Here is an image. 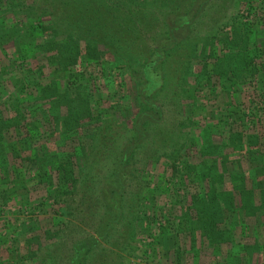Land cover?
<instances>
[{"label":"rangeland","instance_id":"rangeland-1","mask_svg":"<svg viewBox=\"0 0 264 264\" xmlns=\"http://www.w3.org/2000/svg\"><path fill=\"white\" fill-rule=\"evenodd\" d=\"M13 1L16 3L14 7L11 4ZM21 1L0 0V29H7L8 24L20 19L31 23V19H36L46 7L53 10L55 17L57 10L63 11L62 4L54 5V0H38L40 3L32 10V15H26L18 9ZM24 1L27 4L32 0ZM139 1L145 0H133L132 15L128 12V6L122 15L118 7L109 4L106 14L104 11L100 16L104 19L119 17L115 22L123 26L126 23L140 26V31L135 34L130 32L126 36L130 40L135 38L136 42H120L124 45L127 62L122 69L105 61L113 58L112 53L108 52L102 54L101 62H83L76 67L60 69L58 73L56 64L46 61V55L50 52L45 55L36 46L41 38L34 39L29 33L24 34L19 45L15 43L14 36L2 43L3 47L0 46V101L12 95L19 102L18 107L26 120L32 121L27 129H15L14 136L21 141L25 140V132H29L27 149L23 150L22 159H15L16 172L13 170L9 179H3L7 181L0 185L5 189L8 186L9 197L5 203L0 200V264H176L173 259L176 245L179 246L181 264H228L226 259L234 255L238 259L240 252L250 260L247 264H264V247L259 246L264 235L258 240L248 232L242 234L246 223L240 219L229 223L234 231V241L216 250L202 241L199 231L195 232V242L192 244L190 234L178 230L179 213L182 214L183 206L189 202H182L179 198L189 191L179 188V176L172 174L173 163L169 157L179 153L181 159L197 161L200 158V132L195 125L200 115L196 116L197 107L193 108L188 103L195 97L191 91L187 92L188 98L184 99L183 107L176 105L179 102L173 94V85L167 97L176 98L175 105L162 106V112L158 114L153 110L140 111L141 104L160 107L158 99L153 97L160 83H156L153 91L150 88L144 90L147 82L141 79L139 68L140 62L148 57L153 47H166L171 28L178 25L176 19L179 15L188 16L199 7L193 26L198 29L199 35H211L213 33L210 31H215L217 27L221 35L230 32L236 22H249L253 17L250 12L259 14L258 10L264 8V0H252L251 3L249 0H178L179 7L177 0L172 3L147 0L150 6H142ZM250 5L254 10L250 9ZM69 10L65 9L66 13ZM261 21L264 22L263 15ZM258 31L257 39L264 37V24L258 27ZM189 34L191 26L174 31L178 40L185 39ZM18 54L23 58L26 56L23 64L32 66L33 70L36 65L43 69L39 81L47 83L53 79L57 82L55 96L49 98V93L41 98L40 83L30 82L27 88L24 84L25 70L18 61L9 60ZM121 72H125V75L121 76ZM104 74L111 79L104 80ZM169 82L173 84L174 80ZM21 85L23 88L26 85L25 92L21 90ZM261 88L264 89V72L250 85L245 84L239 96L236 95L243 102L245 111L258 103L257 93ZM217 89V97L213 98L207 93L196 96L202 100L198 104H204L206 110L203 114L209 119L226 113L225 109L228 108V97L222 89ZM175 90L179 91L178 88ZM165 92L160 88L159 97H164ZM79 93H83L88 104L94 107L92 119H81L72 131H64L62 115L68 114L71 105L73 111L81 105ZM145 95L148 98H144ZM207 99L211 100L206 102ZM46 112L58 114V133L50 134V127L41 124L46 122ZM5 114L8 115V112ZM144 119L158 124L146 128L140 123ZM181 119L187 123L185 127L177 126ZM14 136L10 132L5 139L11 140ZM212 138L216 140L215 143L221 142L216 134ZM132 152L134 156L123 165L121 159ZM54 156L59 163L70 159L75 169L79 170L77 181L71 189L68 185L59 184V173L53 172L45 180L38 178L35 163L47 167L54 161ZM10 163L15 167L12 161ZM115 164L120 168V174L116 173L117 180L114 182L111 173ZM250 185L254 186L253 182ZM255 185L263 184L255 182ZM204 186L207 184H199V187ZM129 205L133 209H129ZM171 211L176 213V217ZM166 213L171 215L169 227L172 230L162 232L159 227L165 223ZM59 222H62L61 228L54 225ZM58 228L60 231L57 234L58 230H55ZM46 230L49 234L53 232V235H46ZM177 230L179 235L174 239L171 234ZM31 235L39 238L31 239ZM12 237L17 241L11 240ZM254 242L256 249H240L239 244L252 245ZM37 243H40L39 251ZM15 246L32 258L15 263ZM230 264H236V260L232 259ZM237 264L242 262L238 261Z\"/></svg>","mask_w":264,"mask_h":264},{"label":"trees","instance_id":"trees-1","mask_svg":"<svg viewBox=\"0 0 264 264\" xmlns=\"http://www.w3.org/2000/svg\"><path fill=\"white\" fill-rule=\"evenodd\" d=\"M167 1L168 3L176 2V0ZM251 1L248 2L251 3ZM14 3V1L11 2L12 7L16 4ZM39 3L38 0H32L31 3L26 4L22 0V5L18 6V9L26 15H32V10ZM60 4H62L63 11L57 10L56 17L53 15V10L46 7L36 16V19H31V23L20 19L8 24L7 29L1 28L0 46L3 47L2 43L14 36L16 37L15 43L19 45L24 34L29 33L34 39L36 37L41 38V42L36 43V46L38 50L45 52V55L50 52L48 56L46 55V61L49 64H56L58 73L60 69L66 70L68 66L76 67L83 62H101L102 54L108 52L112 53L113 58L105 61H108L110 65H115L116 68L122 69L125 67L127 62L123 50L124 45H121L120 42H136L135 38L132 37L130 40L126 36L130 32L135 34L140 31V26L136 24L129 25V23L123 26L120 22H115L116 19L117 21L120 19L119 17L104 19L100 16L104 11L106 14L109 4L118 7L117 9L121 10L120 14L122 15L128 6V12L132 15L133 0H62V2L54 0V5ZM140 4L150 6L147 0L140 2ZM135 5L137 6V4ZM177 7H179L178 0ZM67 8L70 9L68 13L65 11ZM250 9L254 10L251 5ZM198 12L199 7L188 16L186 14L179 15L176 19L178 25L174 27L175 30L171 28L166 47H153L148 57L140 62V77L147 82V87L143 89L149 90L148 88H150L153 91L156 88V83L159 82L161 90L166 91L164 97H159L160 88H156V92H154L153 97L158 99L160 107L155 104L145 107L141 104L140 111L142 109L153 110L158 114L162 112V106H169L171 103L175 105L176 98L167 97L168 90L172 88L171 85H173V88L179 89V91L174 89L173 94L177 96V102L179 103H176V105L178 104L180 108L185 104L184 99L188 98V95L186 96L188 91H191L192 95L195 96L188 103L193 108L196 106L198 109L196 116L200 115V119H195V125L198 126L200 132L198 136L201 146L198 155V158H200L197 161H192L189 158L181 159L179 153L169 157L173 163L172 174L179 176V188L189 191L182 198H179L182 202H189L183 206L182 214L179 213L178 230L188 232L192 238V244L195 242V232L199 231L202 241L216 250L221 245L234 241L232 238L234 231L229 223L237 222L239 219L246 223L245 231L242 234L248 232L253 235V238L255 235L258 240L261 235H264V89L261 88L257 93L258 103L253 108H249V111H245L243 102L239 101L236 96L237 94L239 96L240 90L245 84L250 85L253 80H256L264 72V37L257 39L256 35L258 27L264 24L261 21V15L264 18V8L258 10L259 14L255 11L254 13L250 12L253 17L251 16L249 22L240 21V23L236 22V25H234V20L232 30L221 35H219L220 29L218 27L215 28V31H210L213 33L211 35H208V33L199 35L198 29L193 27L196 24V14ZM72 18L73 21H71ZM155 26L154 28H156ZM189 26H191V34L185 39L178 40L174 36V31L178 28ZM25 57L23 58L18 54L9 60L18 61L22 69L25 70L26 83L24 84L27 85V88L31 84L30 82H34L33 84L40 83L42 84L39 88L41 98L47 97L46 95H49V93L52 94L49 95V98L55 96L56 88L54 87L57 82L53 79L47 83L39 81L40 72H43V69L36 65L33 70L32 66L29 67L28 64H23V61H26ZM101 68L103 69V66ZM124 73L119 74L123 76ZM104 76L103 79L106 81L111 79L109 75L104 74ZM172 76L175 79H172ZM190 78H192L191 81ZM171 80H174L173 84L169 82ZM26 85L24 88L21 85V90L24 92L26 91L24 90ZM81 85L83 86V84ZM178 85L179 87H177ZM217 88L222 89L228 97L226 103L228 108L225 109L226 113H222L214 119H209L203 114L206 110L204 104L200 103L203 107L198 104L202 100L197 99L196 96L199 93V96L202 93H207L213 98L217 97ZM78 92H80L79 89ZM84 96L83 93L80 94L81 105L76 107V111H73L74 107L71 105L68 114L62 115L61 121L64 131H67V129L72 131L78 126L81 119L84 121L92 119V108L94 107L88 104ZM144 98H148V96L145 95ZM210 100L207 99L206 102ZM19 105V102L13 99L12 95L7 96L4 101H0V185H2L1 182L5 183L7 181L3 179H9L13 170L16 172L15 159L21 158L23 150L27 149L28 145L27 133L29 132H25L26 137L23 141L14 136L15 129H27L32 122L31 119L26 120L23 112L18 107ZM11 111H14L13 114ZM5 112H8V115ZM45 118L46 122L41 124L44 127H50V134L52 132L58 133V114L46 112ZM140 123L144 124L146 128L158 124V122L153 123L145 119ZM186 124L181 119L178 121L177 126L185 127ZM10 132L14 137L11 140L5 139ZM19 134L21 135V133ZM214 134L219 137L221 142L217 141L219 143H215L216 140L214 141L212 138ZM132 156H134L133 152L127 158L121 159V163L124 165V163L130 161ZM53 158L54 161L49 163L47 167H40L38 163H35L38 169V178H44L45 180L53 172L59 173L61 180L59 184L68 185L71 189L77 181L79 170L75 169L70 159L59 163L56 156ZM117 160H120V158H117ZM11 161L15 167L11 165ZM116 168L115 164L111 173L114 182L117 180L116 173L120 174V168ZM123 174H126V172H123ZM252 182L254 186L250 185ZM255 182L263 185L256 187ZM199 184H207V186L199 187ZM7 187L6 189L0 187V200L4 203L9 198ZM57 187L60 188V185H57ZM129 209H133V207L129 205ZM170 213L176 217V213L172 211ZM167 214L165 223L159 224L162 232L172 230L169 227L171 215ZM153 217L158 218L154 215ZM56 224L60 228L62 227V222L54 223L55 226ZM60 228L55 230V232L58 230L57 234ZM178 230L171 234L174 239L179 235ZM44 233L49 234L47 230ZM49 235H53V232ZM37 237L39 238V236ZM37 237L31 235L30 238L37 240ZM15 239V237H12L11 240L17 241ZM27 241L29 242V239ZM239 245L240 249L252 248L254 250L257 248L255 242L252 245L250 243ZM259 246L264 247V238H262ZM177 247L179 246L176 245V248H173L174 254H176L173 259L177 262L176 264H181L180 250ZM37 248L38 251L41 250L40 243H37ZM15 250L14 254L17 257L15 263H22L25 258H32L27 253H21L16 246ZM238 257L237 259L234 255L229 260L226 259L225 262L230 264L232 259L236 260V264L238 261H241L242 264L250 262L246 257H243L242 252L239 253Z\"/></svg>","mask_w":264,"mask_h":264}]
</instances>
